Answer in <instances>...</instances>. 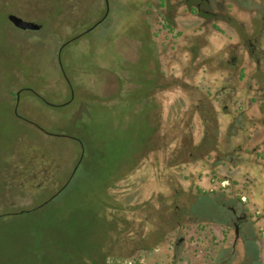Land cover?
<instances>
[{"label":"rangeland","instance_id":"rangeland-1","mask_svg":"<svg viewBox=\"0 0 264 264\" xmlns=\"http://www.w3.org/2000/svg\"><path fill=\"white\" fill-rule=\"evenodd\" d=\"M146 2L154 0H108L107 17L88 29L105 12V0H59L57 5L0 0V264L26 254L22 222L30 213L16 211L48 198L73 170L80 147L71 131L104 142L105 151L97 148L90 161L97 176L103 172L108 181L127 172L110 190L128 220L126 241L118 239L119 256L113 264H138L132 259L137 257L139 223L155 213L169 218L175 212L172 196L182 194L191 201L196 195L194 188L176 191L169 181L187 174L168 166L174 135L186 125L174 117L186 102L176 94L185 95L170 87L174 61L186 57L184 43H172L170 35L165 39L157 30L153 35L155 28L149 26L155 16ZM8 13L41 28L19 29L7 19ZM159 69L166 76L162 83L169 86L155 95ZM201 76L197 73L193 83ZM197 96L194 93L193 99ZM29 157L32 173L27 179ZM190 229L185 225L181 233L197 246L199 237ZM168 244L164 241L155 255L164 259ZM186 247L177 251L181 258L188 256Z\"/></svg>","mask_w":264,"mask_h":264},{"label":"flooded vegetation","instance_id":"flooded-vegetation-1","mask_svg":"<svg viewBox=\"0 0 264 264\" xmlns=\"http://www.w3.org/2000/svg\"><path fill=\"white\" fill-rule=\"evenodd\" d=\"M146 5L155 16L149 26L155 28L153 35L157 30L165 39L170 35L172 43H184L186 57L174 61L170 87L185 95L176 94L186 102L181 100L174 117L186 125L185 131L174 135L168 166L187 174L169 181L176 191L194 188L196 195L191 201L182 194L172 196L175 212L169 218L155 213L139 223L137 257L132 260L138 264H264V0H154ZM104 14L88 29L103 21L108 13ZM159 70L155 95L169 86L162 83L166 76ZM199 72L203 76L195 84ZM194 93H198L195 99ZM14 97L16 104L18 92ZM156 117L160 119L161 112ZM74 136L80 145L79 136ZM31 159H27V179ZM201 195L202 211L193 212L192 205ZM185 225L190 226V234L197 233V246L181 233ZM164 241L169 244L162 259L154 250L161 249ZM182 246H187L188 256L181 258L177 251Z\"/></svg>","mask_w":264,"mask_h":264},{"label":"trees","instance_id":"trees-1","mask_svg":"<svg viewBox=\"0 0 264 264\" xmlns=\"http://www.w3.org/2000/svg\"><path fill=\"white\" fill-rule=\"evenodd\" d=\"M37 1L44 5L59 3ZM71 132L73 136L76 133ZM79 140L80 154L66 181L45 200L16 211L30 213L29 219L22 222L28 238L26 254L3 264H113L111 260L119 256L117 241L120 237L126 241L124 230L128 229V220L110 190L127 172L104 181L106 175L102 172L97 176L90 167L93 152L100 147L105 151L104 142L88 134L81 135ZM202 197L192 205L193 212L202 211Z\"/></svg>","mask_w":264,"mask_h":264},{"label":"water","instance_id":"water-1","mask_svg":"<svg viewBox=\"0 0 264 264\" xmlns=\"http://www.w3.org/2000/svg\"><path fill=\"white\" fill-rule=\"evenodd\" d=\"M106 4V10L105 14L103 17L106 16L109 10V5H108V0H105ZM7 19L11 22V24L19 29H29V30H36L41 27V24L31 21V20H26L23 19L22 17L14 14V13H8Z\"/></svg>","mask_w":264,"mask_h":264}]
</instances>
